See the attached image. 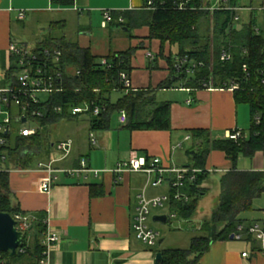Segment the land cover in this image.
Listing matches in <instances>:
<instances>
[{"label": "trees", "instance_id": "trees-1", "mask_svg": "<svg viewBox=\"0 0 264 264\" xmlns=\"http://www.w3.org/2000/svg\"><path fill=\"white\" fill-rule=\"evenodd\" d=\"M147 1L142 9L112 11V20L109 24L115 23L129 29L147 26L149 38L160 40L161 51L166 43L171 46V54L168 57L171 72L179 81H183L185 87L208 88L212 81L215 88H227L234 80L240 86L233 90L237 103H247L250 108L251 125L249 135L245 139L234 141L228 138H213L210 131L204 128L188 131L194 141L186 151L190 167L200 169L201 172L197 173L194 181L186 180L184 186L180 188L189 194V201L174 199L173 194L177 188L170 190L171 199L168 208L177 218L190 220L196 214L199 201L206 192L201 184L209 177L206 162L212 150L224 151L234 167L223 175L219 205L213 210L210 219L204 221L203 230L208 235L194 237L189 248L160 250L162 258L158 264H199L213 241L230 238L236 225L243 222L240 214L249 211L253 200L264 192V170H237L241 155L252 158L257 152L264 154V83L262 82L264 34L261 33L260 28L259 32L257 31V19L254 15H251L240 29H232L230 27L234 15L232 11L200 9L202 0H194L196 9H178L175 7V0H155L156 7L148 9ZM235 1L230 0L232 4ZM57 2L73 5L74 0H57ZM120 18H123V21ZM211 23H214L212 38L209 32L204 34V30H208ZM42 44L49 47L59 46L63 51L67 90L54 93L49 99L52 106H61L63 109L60 112L48 109L43 118L34 119L40 127L30 136L22 135L21 124L14 121L12 130L3 133L7 142L0 145V160H6L11 167L19 169L32 168L39 161H48L55 143L52 142L49 134L50 125L63 119L83 118L84 121L89 122L90 131H99L109 129L112 115L125 110L128 121L124 124V128L131 131L172 129L171 101H157L158 89L171 88L173 84L171 80L162 82L158 88L137 89L133 86L126 88L119 81L121 72L130 75L134 47L99 56L92 52L91 47H83L78 42H70L65 37L50 36ZM173 46L178 47L176 54L172 52ZM229 47L233 52V58L231 61H222L221 50ZM187 49H192L193 52H188ZM184 55L203 60L206 65L198 68L195 74L187 73L186 67L177 70L174 67L176 57ZM102 59H107L108 64H102ZM244 64L248 66V73L244 71ZM15 70L16 65L12 64L5 73L6 82H9ZM117 90H123L124 94L113 101L112 93ZM87 101L104 104L107 110L98 116L90 113L73 115L69 111V108ZM257 116L260 117V122H257ZM3 152L7 155H3ZM9 169L0 170V212H9L15 218L28 215L12 201ZM94 186L91 185L93 191ZM34 217L36 219L30 226L32 229L30 230L29 227L24 232L22 246L24 251H18L14 256H11L10 252H0L9 264H38L44 249L41 240L46 229V215L36 213ZM34 230H36L34 243L30 246L26 239L28 233Z\"/></svg>", "mask_w": 264, "mask_h": 264}, {"label": "crops", "instance_id": "crops-1", "mask_svg": "<svg viewBox=\"0 0 264 264\" xmlns=\"http://www.w3.org/2000/svg\"><path fill=\"white\" fill-rule=\"evenodd\" d=\"M146 1L74 0L73 5H64L57 0H0V87L8 84L5 81V73L12 65L9 45L14 41L29 43L23 38L30 25L40 27L60 23L59 25L63 26L62 21L66 20L58 21L54 18L75 10L87 12L90 17L99 14L104 18L105 10L119 12L142 9ZM218 2L219 0H202L203 4L211 6L217 5ZM243 18L244 22L239 24V29L249 20L247 14H244ZM90 27L86 26L81 30L90 34ZM49 35L52 37L51 33ZM138 37L142 49L132 57L130 72L132 86L134 89L158 88L164 81L173 82L171 88H161L157 92V97L159 92H164L167 95L165 100L171 101L172 129L131 131L122 127L123 129L116 134L105 129V133L98 135V131L89 130V122L85 121L88 125L86 139L82 140L79 135L61 139H70L73 145L69 156L55 163L56 167L62 169L79 167L80 159L85 157L93 168L113 169L118 162L128 160L133 152L150 159L160 157L165 166L188 167L190 160L186 151L194 142L193 138L186 140L190 135L189 130L204 128L210 131L213 138H225L227 130L242 128L240 124L242 109L249 105L237 103L233 90L185 87L183 81L173 78L175 75L172 74L168 62L171 46L166 43L161 51L160 40H145L149 37L148 27L142 28ZM46 39L39 40L36 45L42 44ZM135 44L136 42H132L131 47H135ZM149 52L154 55L153 58L149 56ZM143 55L155 63H151L148 70L143 69L146 71H138L139 67L144 66ZM155 65L158 70H151L150 68ZM91 133H94L97 140L95 145L91 143ZM125 138L128 139L127 142H124ZM179 143H182V147L177 146ZM180 149H183L186 155V161L181 164L176 160V154ZM258 153L262 152H257L251 158L252 164L247 167L239 166L243 160L241 155L237 170H264ZM7 168L0 167V170ZM206 168L209 176L212 172L221 173V183L223 175L234 167L224 151L212 150L208 155ZM9 172L13 201L29 215L44 213L46 222L61 231L62 240L52 252V261L55 264H158L156 254L163 250L160 247L164 238L160 239L157 246L149 247L136 238L132 227L138 195L145 189L146 194L150 196L157 194V190H154L156 188L146 187L147 177L144 173L125 172L118 180L110 171L100 176L57 172L51 190L43 192L40 185L47 177V172L39 169L37 164L28 169L11 167ZM91 185H95L94 191ZM202 188L206 194L208 189ZM167 192H170V189L166 186L160 194ZM165 208L164 213L155 214L154 217L166 215L168 220L170 210L168 207ZM252 210L251 208L240 214L243 221L241 223L249 225L255 220L264 219V209L259 214ZM260 245V242L250 239L249 236L244 240L231 239V236L228 239L216 240L212 242L199 264H264V254L253 256L251 259L242 257L243 251Z\"/></svg>", "mask_w": 264, "mask_h": 264}, {"label": "built area", "instance_id": "built-area-1", "mask_svg": "<svg viewBox=\"0 0 264 264\" xmlns=\"http://www.w3.org/2000/svg\"><path fill=\"white\" fill-rule=\"evenodd\" d=\"M164 3V2H162ZM156 7L155 0H148L146 8L154 9ZM175 7L178 9H196L194 0H175ZM204 10H229L234 13L233 19L230 22L232 29H239L240 23L244 22L243 15L247 14L249 18L255 15L258 11L264 12V0H236L234 4L230 0H219L217 5L203 4L199 7ZM23 15V13H21ZM112 20V11L105 10L102 26L107 27ZM123 21V19H120ZM259 32V28L257 29ZM245 53L247 50L244 51ZM9 53L12 64L16 65V70L10 76L9 82L6 86L0 87V145L7 142L3 133H8L12 130V123L16 121L21 124L20 133L24 136H30L36 133L40 127L34 119L43 118L48 109L55 112L62 111L61 106H52L49 103L51 95L57 92L67 90L65 86L66 76L64 75V61L63 51L61 47H49L46 45H32L27 42H12L9 45ZM151 58L154 55L149 52ZM233 52L231 47L223 48L220 53L222 61H231ZM102 64H108L107 59L101 60ZM206 65L203 60H196L188 55L176 57L174 67L177 70H182L186 67V72L195 74L198 68ZM11 66L9 67V69ZM244 71L248 73V66L244 64ZM80 71L77 72L79 74ZM264 75V68L262 70ZM120 83L129 88L132 86L131 77L127 72H121L119 75ZM262 82L264 83V76ZM212 81L208 88H213ZM239 83L231 81L228 89H238ZM79 90V89H77ZM42 105L43 107H41ZM107 110L106 105L96 104L94 102H85L80 105H75L69 108L73 115L90 113L93 116H98ZM257 122H260V117H256ZM32 121L34 126L27 123ZM128 121L127 112L122 110L119 113V122L126 124ZM246 130L242 128L229 129L225 132V138L239 141L248 137ZM91 143L95 145L97 140L94 133L90 134ZM191 135L186 137V140L191 139ZM73 142L70 139L55 142L53 145V152L48 161H39L37 167L47 172V177L41 182L40 190L49 192L52 187L53 180L57 178V172L68 174H93L100 176L105 172H113L117 179L122 178L125 172H140L147 177L146 187L157 188L166 185L170 190L177 188L173 194L174 199L180 201H189L188 193L182 191L180 188L184 186L185 181L192 182L196 179L197 173L200 169L192 167H178L176 165H163L160 157H152L151 159L145 155H137L132 153V156L126 160L118 162L113 169H96L89 165L87 158L80 159L79 167L72 169H62L55 166V163L66 159L72 150ZM182 147V143L177 145ZM171 199L170 192L164 194H156L150 196L146 194V189L138 195V203L134 211L132 227L134 234L138 240L148 245L155 247L161 239V231L153 228L150 223V217L157 208L168 207ZM170 217H176L174 212L169 213ZM18 228L25 232L31 226V223L36 217L33 215L17 216ZM46 222V220H45ZM47 226L43 232L41 243L44 247L42 254L38 260V264H55L52 261V252L60 244L62 240L61 231L54 229L46 222ZM234 239L244 240L246 236L260 242V247L253 248L242 252L244 259H251L253 256L264 254V219L255 220L249 225L238 223L235 227ZM18 251L23 252L24 249L20 247ZM17 251V252H18ZM0 264H9L8 261L0 254ZM250 264V263H247Z\"/></svg>", "mask_w": 264, "mask_h": 264}, {"label": "rangeland", "instance_id": "rangeland-1", "mask_svg": "<svg viewBox=\"0 0 264 264\" xmlns=\"http://www.w3.org/2000/svg\"><path fill=\"white\" fill-rule=\"evenodd\" d=\"M257 19L258 28L261 29V33L264 34V12L258 11L255 13ZM54 20H66L62 21L63 26L57 25H42L40 27L35 25H30L27 28V31L24 35V40L28 41L32 45H36L39 40H44L49 38L52 34L53 38L56 37H65L70 42H79L81 46H90L93 52L97 55H105L108 54L111 50L113 51H122L127 50L131 47L132 42H136L134 47V54L137 51H141V43H140V35L141 29L147 26H139V27H131L130 29L125 26H119L117 24H108L107 27L102 26L103 18L94 15V17H90L87 12L84 11H71L69 13H62L61 17L54 18ZM86 26L90 27V34L81 30ZM211 28V29H210ZM208 30H204V34L208 32L210 33V37L212 38L214 35V23H211V27ZM145 40H150L147 37ZM178 51V47L173 46L172 52L176 54ZM144 56V66L139 67L138 71H146L148 67L155 63L151 62L148 57ZM164 60V59H163ZM165 61V60H164ZM139 62V61H138ZM142 68V69H141ZM146 69V70H143ZM151 70H158L156 65L150 68ZM124 94L123 90H117L112 93V100L116 101L119 97ZM167 95L164 92H159L157 101L161 102L166 99ZM181 101V100H180ZM85 117V116H82ZM242 128L246 130L249 134V129L251 125V115L250 109L248 106L242 109ZM119 113L116 112L111 117V126L108 129L109 132L114 134L120 132L124 127V124H121L118 120ZM34 123L30 121L26 124L33 125ZM14 126H17L13 124ZM125 129V128H124ZM106 130H99L97 133L100 135L101 133H105ZM88 132V125L84 121L83 118L77 119H63L56 123H52L49 128V134L52 142L59 141L69 136L79 135L82 140L86 139ZM127 137V136H126ZM128 138V137H127ZM127 138H125L124 142H127ZM86 141V140H85ZM184 149V148H183ZM183 149H180L176 154V160L180 164L186 161V155ZM94 150H92V155ZM3 155H7L3 152ZM258 157L261 159V164L264 166V154L258 153ZM243 160H241L239 166L247 167L250 163L252 164V160L250 157L241 156ZM1 168H11L10 164L6 160H0ZM221 173H211L210 176L202 182L201 186L206 187L208 192L203 196L199 203L198 210L196 214L190 220L179 219L176 217H169L166 222L154 220V215L159 213H164L166 208H157L154 209L149 223L150 225L161 231V238H164V242L162 243L160 249L164 248H189L191 245L192 239L194 237H198L201 235H208L203 230L204 221L206 219H210L211 213L214 209L217 208L220 202V193L222 191L221 183H220ZM166 185H162L154 190H157V194H160L165 190ZM13 201V199H12ZM13 203H15L13 201ZM252 211L259 214L262 209H264V192L261 196L256 197L253 200ZM256 215V214H255ZM36 230L28 233L26 242L28 245H33L34 243V235Z\"/></svg>", "mask_w": 264, "mask_h": 264}, {"label": "water", "instance_id": "water-1", "mask_svg": "<svg viewBox=\"0 0 264 264\" xmlns=\"http://www.w3.org/2000/svg\"><path fill=\"white\" fill-rule=\"evenodd\" d=\"M188 52H193L192 49H187ZM177 78L176 76L173 77ZM54 145V143H53ZM190 166L189 164L187 165ZM154 220L167 221L166 215H158ZM18 221L9 212H0V252H10L11 256L17 254V251L24 244V232L17 226ZM32 227H30V230ZM234 235H231V239ZM162 258V253L159 251L156 254V261Z\"/></svg>", "mask_w": 264, "mask_h": 264}]
</instances>
